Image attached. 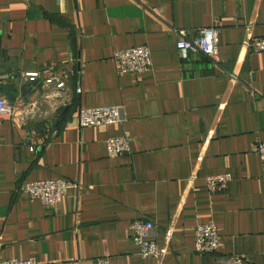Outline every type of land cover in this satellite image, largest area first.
I'll list each match as a JSON object with an SVG mask.
<instances>
[{
	"label": "crops",
	"instance_id": "0c3cea01",
	"mask_svg": "<svg viewBox=\"0 0 264 264\" xmlns=\"http://www.w3.org/2000/svg\"><path fill=\"white\" fill-rule=\"evenodd\" d=\"M213 24L221 63L179 56L175 31ZM250 36L264 37V0H0V98L13 106L0 117V260L264 264V160L253 150L264 141V52L247 51ZM143 44L151 69L119 74L113 52ZM26 73L36 85L21 95ZM110 105L122 122L77 125L79 108ZM110 135L131 151L108 154ZM216 173L232 180L209 193ZM59 178L79 185L54 206L22 192ZM137 218L154 222L160 258L139 255ZM207 222L219 250L199 255L194 228Z\"/></svg>",
	"mask_w": 264,
	"mask_h": 264
},
{
	"label": "built area",
	"instance_id": "2783aa9c",
	"mask_svg": "<svg viewBox=\"0 0 264 264\" xmlns=\"http://www.w3.org/2000/svg\"><path fill=\"white\" fill-rule=\"evenodd\" d=\"M176 32L175 48L180 57L187 58L188 55H202L209 58L212 63H221L223 56L218 50V32L219 26L213 24L210 27L197 29L191 37L186 36L183 30ZM246 49L252 53L264 52V37L250 36L246 42ZM112 58L116 63V69L119 74H143L148 72L152 66V58L149 48L146 44L127 47L126 49H117L113 52ZM38 73H26L25 78L35 80ZM235 77V75H233ZM45 83L56 86L60 84V79L49 77ZM77 92L80 88L75 89ZM76 123L80 127L110 125L122 122L124 114L120 106H96L92 108L81 107L77 110ZM13 106L5 98H0V117H11ZM213 130L209 131L206 139L213 135ZM106 151L108 154H128L131 151L130 138L125 135H110L105 140ZM32 149H34L32 147ZM254 152L264 160V141L255 142ZM232 180L228 173H216L206 177V187L209 193L223 191ZM79 185L68 179H43L42 181H26L22 187V192L28 194L31 198L41 201V203L54 206L60 202L69 189H75ZM155 225L151 219L137 218L131 221V239L137 247L139 255L142 258H160L163 251L157 245L155 240ZM194 243L192 249L195 253L217 254L220 245V231L211 222L200 223L194 228ZM244 259L239 254L220 255L216 264H244ZM0 264H39L35 257L26 258V260L9 258L0 260ZM91 264H109L107 257H96Z\"/></svg>",
	"mask_w": 264,
	"mask_h": 264
},
{
	"label": "water",
	"instance_id": "95a60500",
	"mask_svg": "<svg viewBox=\"0 0 264 264\" xmlns=\"http://www.w3.org/2000/svg\"><path fill=\"white\" fill-rule=\"evenodd\" d=\"M34 85H36L34 80L25 81L24 84H22V86L20 87L21 95L25 93H29L31 91V87Z\"/></svg>",
	"mask_w": 264,
	"mask_h": 264
}]
</instances>
